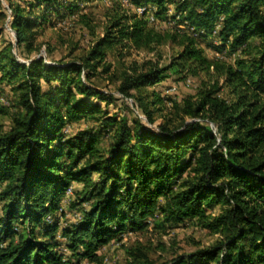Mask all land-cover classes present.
<instances>
[{
	"label": "trees",
	"instance_id": "1",
	"mask_svg": "<svg viewBox=\"0 0 264 264\" xmlns=\"http://www.w3.org/2000/svg\"><path fill=\"white\" fill-rule=\"evenodd\" d=\"M88 1L93 0H33L29 8L17 6L16 43L31 50L34 26L62 7L73 14ZM131 3L155 6L156 19L174 5L178 26L162 32L145 14L116 12L82 63H27L12 44L0 49V82L17 92L20 109L6 128L0 106V264L100 262V249L128 231H146L151 222L167 230L190 220L220 238L162 264H264V0ZM34 6H41L40 16ZM216 30L224 43L219 51L229 42L232 51H247L246 57L235 64L208 58L200 40ZM166 43L180 48L168 66L150 60L142 70L131 66L117 89L119 96L138 103L150 127L109 116L101 103L108 106L113 97L86 82L84 70L101 66L108 47L143 50L161 59L159 48ZM169 70L201 84L176 119L160 120L155 112L161 108L154 109L146 88L164 81ZM225 90L228 97L221 96ZM80 121L113 129L112 141L102 148L101 134L93 131L65 140L63 126ZM73 182L82 190L72 206L87 203L89 209L61 229L71 251L67 257L56 248V213ZM50 215L55 219L48 224Z\"/></svg>",
	"mask_w": 264,
	"mask_h": 264
},
{
	"label": "rangeland",
	"instance_id": "2",
	"mask_svg": "<svg viewBox=\"0 0 264 264\" xmlns=\"http://www.w3.org/2000/svg\"><path fill=\"white\" fill-rule=\"evenodd\" d=\"M33 0H0V49L7 44H12V50L18 54V58L31 63L34 60H42L47 65L61 63L69 64L71 62L82 63L85 58L95 48L99 40L104 37L108 27L111 25L112 18L116 12L137 13L138 9H144L150 24L157 30L166 32L175 29L178 24L174 17L175 6L168 5L166 16L155 18L157 8L155 6H135L131 0H93L80 3L79 9L73 14H69L67 9L62 7L59 14L51 13L46 21L33 27L36 32L32 49H28L26 44L18 45L16 35L12 26L14 19V9L17 6L29 8V3ZM41 6H34L33 12L40 16ZM142 15V14H139ZM184 26V25H181ZM204 48L205 55L212 60H221L230 64H235L239 59L245 58L248 52L244 53L240 48L232 51L229 42H226L225 48L218 50L224 43L219 36L218 30L208 37L200 40ZM180 50L179 47L171 43H166L159 48L158 56L143 50L134 48L121 49V46L106 48V57L103 64L95 70L86 68L82 78L101 90L109 97H113L110 105L101 103L102 108H106L109 116L115 115L119 120L126 117L130 124L135 120L142 121L150 127L145 121V115L140 106L134 100H126L117 93L118 86L121 83L123 73L131 70V66L145 69L143 64L147 61L159 62L161 67L168 66L171 58ZM251 48L250 53H253ZM111 65L109 72L104 68ZM167 78L159 84L147 87L146 91L151 94L150 100L155 102L154 109L156 117L165 119L166 116L177 118L179 110L182 108L184 100L194 96L201 84L200 79L195 77H185L175 73L173 70L167 72ZM45 88L46 85H44ZM153 92L157 96L153 95ZM221 96L228 97L227 91H222ZM96 101V98H92ZM0 106L3 107V119L6 128L12 124L13 117L20 112L18 106V94L13 87L5 82H0ZM82 131H93L100 133L102 148H106L113 139V129L104 128L101 122L80 121L68 122L62 128V134L65 140H70ZM3 185L0 184V220L4 217L3 204L1 199ZM82 190V185L73 182L67 189L64 198L61 201V208L56 213L59 219L60 229L56 238L58 251L63 252L69 257L71 251L65 245V239L62 237L61 229L77 223L82 211L89 209L87 203L73 207L72 204L77 200L76 192ZM215 213H218L216 208ZM63 214V215H62ZM54 216H48L46 221L51 224ZM154 222L149 224V229L138 232H126L120 240L113 239L108 245L100 249L102 255L100 262H94L88 259H80L74 264H162L181 254H190L197 249L214 244L220 237L210 230L201 227L196 221H186L180 225H175L167 230L156 229ZM18 230L22 227L19 225ZM41 237H39L40 239ZM77 260V259H76Z\"/></svg>",
	"mask_w": 264,
	"mask_h": 264
},
{
	"label": "built area",
	"instance_id": "3",
	"mask_svg": "<svg viewBox=\"0 0 264 264\" xmlns=\"http://www.w3.org/2000/svg\"><path fill=\"white\" fill-rule=\"evenodd\" d=\"M144 11H145V8H144V9L139 8V9H138V14H143Z\"/></svg>",
	"mask_w": 264,
	"mask_h": 264
}]
</instances>
